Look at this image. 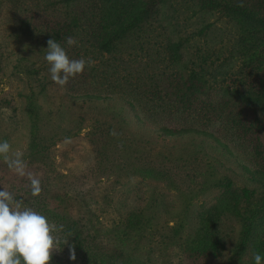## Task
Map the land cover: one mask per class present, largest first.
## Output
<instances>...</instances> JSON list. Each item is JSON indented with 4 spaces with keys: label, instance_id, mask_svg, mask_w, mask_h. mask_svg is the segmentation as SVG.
I'll use <instances>...</instances> for the list:
<instances>
[{
    "label": "rangeland",
    "instance_id": "1",
    "mask_svg": "<svg viewBox=\"0 0 264 264\" xmlns=\"http://www.w3.org/2000/svg\"><path fill=\"white\" fill-rule=\"evenodd\" d=\"M202 1L152 0L105 52L101 2L0 0V140L24 163L0 157V188L48 218L51 264L264 256V69L251 51L264 27ZM245 7L264 17V0ZM50 39L91 61L64 87Z\"/></svg>",
    "mask_w": 264,
    "mask_h": 264
},
{
    "label": "clouds",
    "instance_id": "2",
    "mask_svg": "<svg viewBox=\"0 0 264 264\" xmlns=\"http://www.w3.org/2000/svg\"><path fill=\"white\" fill-rule=\"evenodd\" d=\"M66 45L72 47L77 41L66 38ZM49 65L51 80L64 87L77 75L82 74L91 61L70 59L66 49L54 39L48 41L44 57ZM11 145L0 140V157L8 163L11 170L23 174L24 163L17 152L14 159L9 158ZM33 195L39 194V180L32 178ZM59 241L53 235L48 218L31 209H23L14 202V197L3 187L0 188V264H51L52 254ZM76 250L69 249V259L76 260ZM254 264H264V256L253 254Z\"/></svg>",
    "mask_w": 264,
    "mask_h": 264
},
{
    "label": "trees",
    "instance_id": "3",
    "mask_svg": "<svg viewBox=\"0 0 264 264\" xmlns=\"http://www.w3.org/2000/svg\"><path fill=\"white\" fill-rule=\"evenodd\" d=\"M77 1V0H73ZM92 5L102 3V7L106 10L103 15L105 25L104 30L111 31V37L101 44L105 52L111 49L112 40L123 38L128 33L130 27L139 22L148 11L145 9L147 6H154L152 0H88ZM105 1V3H104ZM104 3V5H103ZM201 6H206L205 9H219L227 14L236 15L239 17H248L249 19H256L255 21L264 27V17L256 18V15L246 11L245 0H233V2H226L224 0H203ZM209 28L206 27L200 34ZM174 50V49H173ZM257 59L260 60L259 67L264 69V49L254 48L251 50Z\"/></svg>",
    "mask_w": 264,
    "mask_h": 264
}]
</instances>
